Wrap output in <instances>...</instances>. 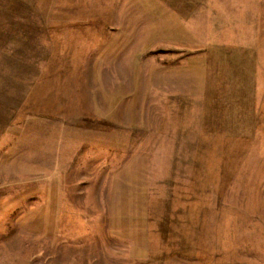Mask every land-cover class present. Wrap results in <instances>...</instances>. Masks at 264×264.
<instances>
[{"label": "rangeland", "instance_id": "374dc122", "mask_svg": "<svg viewBox=\"0 0 264 264\" xmlns=\"http://www.w3.org/2000/svg\"><path fill=\"white\" fill-rule=\"evenodd\" d=\"M0 264H264V0H0Z\"/></svg>", "mask_w": 264, "mask_h": 264}]
</instances>
